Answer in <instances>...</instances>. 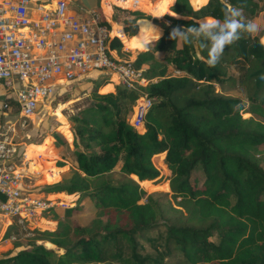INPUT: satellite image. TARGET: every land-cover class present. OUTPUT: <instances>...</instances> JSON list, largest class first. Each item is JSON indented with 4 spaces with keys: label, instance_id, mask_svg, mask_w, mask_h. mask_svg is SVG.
Instances as JSON below:
<instances>
[{
    "label": "trees",
    "instance_id": "16d2710c",
    "mask_svg": "<svg viewBox=\"0 0 264 264\" xmlns=\"http://www.w3.org/2000/svg\"><path fill=\"white\" fill-rule=\"evenodd\" d=\"M207 1L175 0L171 11L180 18L166 16L171 24H163L155 40L157 32L140 27L151 17L128 12L133 18L123 23L124 33L134 36L128 40L149 41L134 65L151 81L106 94L98 88L107 80L98 84L87 108L69 118L72 147L53 136L63 150L57 166L70 163L71 174L39 191L78 194L94 215L83 223L87 207L80 202L63 214L53 208L56 229L38 230L0 264H264V167L256 154L264 145L261 34L244 33L215 67L206 65L199 42L169 39L173 27L222 20L229 7L241 8L247 23L264 11V0ZM109 46L119 51L123 43L115 37ZM218 85L243 88L246 100L221 93ZM142 95L153 103L141 132L129 117ZM48 140L42 151L54 157ZM155 195L189 205L182 206L185 213L171 212L160 206L171 201Z\"/></svg>",
    "mask_w": 264,
    "mask_h": 264
},
{
    "label": "built area",
    "instance_id": "2783aa9c",
    "mask_svg": "<svg viewBox=\"0 0 264 264\" xmlns=\"http://www.w3.org/2000/svg\"><path fill=\"white\" fill-rule=\"evenodd\" d=\"M71 4V0H0V96L5 97L0 100V120L14 119L11 128L32 121L60 86L93 72L105 73L108 83L127 89L151 81L134 62L112 54L109 44L114 38L100 8ZM130 4L135 9L141 5L140 0ZM152 103L146 95L137 100L132 114L136 129L143 127ZM9 131H0V219L5 228L43 219L55 208L45 196L28 190L26 179L32 173L12 163L16 147Z\"/></svg>",
    "mask_w": 264,
    "mask_h": 264
},
{
    "label": "rangeland",
    "instance_id": "374dc122",
    "mask_svg": "<svg viewBox=\"0 0 264 264\" xmlns=\"http://www.w3.org/2000/svg\"><path fill=\"white\" fill-rule=\"evenodd\" d=\"M88 1H90L92 4L99 6L101 3H104V5L108 3V1L106 0H88ZM151 1L153 3L155 2V0H151ZM110 4H111V8L109 9V11L106 10L107 6L104 7V14H105V18L106 16L110 18L111 22L109 21V23L113 37H118V35L116 34L117 28L125 30L128 24H123V23L128 21V19L133 18V16H131L128 13L129 11L130 12L140 11L146 14L147 16H150L151 18L149 19V21L161 33L163 32V27H162L163 24H167V25L171 24V22L166 16L177 18V16L173 15L171 11L163 14L162 16L156 17L152 13H150L146 7L135 9L131 7L130 3L123 4L124 6L119 4L117 5L116 2H112ZM77 5L78 3L76 2L74 3L73 7L77 8ZM114 15H116V17ZM154 21L161 22V25L158 26L154 24L153 23ZM256 22L261 25V29L258 33L261 34V40H262L264 39V11L259 15ZM138 26H139V22H138ZM153 37L158 38V34H156ZM145 42L143 46L140 47L139 49H133L131 46L125 43L123 44V48L121 50L119 51L117 50L116 53L114 52V55H116V57L119 58L120 60H129L134 62L139 52L146 51ZM106 76L107 75L105 73L93 72L81 81L64 84L62 89L54 93L47 100L45 105L40 106L33 120L23 127L16 126L11 128V123L14 122V119L0 120V131H7L10 129L9 131V134L11 136L10 138L11 140L13 138V143L15 144L16 147L15 156L11 158L12 163H16V165L20 168H26V169L28 168L27 170L29 172H32L31 177L26 179V182L29 186L28 190L34 191L35 193H38L41 196H45L49 201H51L54 204L56 211L59 214H63V211L66 208L74 207L78 202H80L82 206L87 207L85 215L83 217L85 218V221H83V223L88 222L89 219L94 215L93 206L90 204L88 200L86 199L81 200L78 194H72L67 196L56 195V194L46 195L43 192L39 193V191H42L45 186L52 185L62 181L64 176L68 175L69 173L71 174L72 170L66 168L67 166L65 168H59L57 166V162L62 161L61 156L63 150L59 146L55 145L56 141L55 138H53V136L54 134H60L64 138H66V136L71 137V134L70 135L68 134V130L72 132L69 118L79 113L81 110L87 108L88 104L91 103V97H90L91 92L96 89V86L98 84H101L103 83V80H106ZM103 89L98 88V92L100 94H104ZM217 90L225 95L239 97L242 98L243 100H246V92L243 88L232 89L227 86L218 85ZM11 117L16 118V116L13 114ZM129 122L132 124V115L129 117ZM48 138L52 140L55 149V155L54 157L51 158L45 157V155L41 151L44 148L43 146ZM66 139L70 144L71 141L68 138ZM25 153L27 154V157H25V160L23 162L22 161L20 162L19 158L22 159ZM256 154L262 166L264 167V145L257 150ZM52 169H58L59 173H57V178L51 182L50 180H48L46 175L48 172H51ZM66 170L69 171L67 172V174L63 176L62 174ZM114 175L116 177L118 176L117 170L116 173H114ZM156 197L163 200L169 199L171 201V205L160 202V206L163 207L164 209L171 210V212L177 210L179 212L185 213L182 206L185 207L189 205V203L188 202L185 203L183 199L174 201L170 197H163V196H156ZM44 216L45 217L43 219H37L34 222L26 223L23 227L18 226V223H13V225H10L9 227L5 228V223H4L5 220L0 219V257H2L3 255H5L10 251L13 254L19 251L20 249L16 248V245L22 244L26 246V244L29 243L30 240H32L35 236L38 235L37 234L38 230L54 231L56 229L57 222L52 220L53 215H50V212H46ZM45 245H47V243H45ZM47 247H52V246L48 245ZM146 250L152 251L150 245H146Z\"/></svg>",
    "mask_w": 264,
    "mask_h": 264
},
{
    "label": "clouds",
    "instance_id": "9594fccd",
    "mask_svg": "<svg viewBox=\"0 0 264 264\" xmlns=\"http://www.w3.org/2000/svg\"><path fill=\"white\" fill-rule=\"evenodd\" d=\"M177 18L180 17L177 16ZM196 23H198V27H173L169 33V39L180 40L187 45H191L193 41L199 42L201 47L207 50L205 63L208 67H215L226 47L240 40L244 33H258L261 29V25L255 20H249L245 23L242 9L238 7L227 8L223 13L222 20L217 18L203 19ZM155 30L158 32V39H160L162 33L157 29ZM260 45L264 47V39L260 41ZM259 79L264 81V73L259 76Z\"/></svg>",
    "mask_w": 264,
    "mask_h": 264
},
{
    "label": "crops",
    "instance_id": "0c3cea01",
    "mask_svg": "<svg viewBox=\"0 0 264 264\" xmlns=\"http://www.w3.org/2000/svg\"><path fill=\"white\" fill-rule=\"evenodd\" d=\"M209 1V0H208ZM207 1V2H208ZM78 3V4H80V5H83V6H85V7H98V8H100V10L102 11V13H103V15H104V17H105V14H104V7L106 6V5H104V3H101L100 4V6L99 5H95V4H92L90 1H88V0H76V1H74V0H71V3L74 5V3ZM207 2L204 4V5H206L207 4ZM175 4V0H155V2L153 3L151 0H148V5L150 6V7H158V6H160V5H164V10L162 11V13L161 14H159V15H155V14H153L154 16H156V17H159V16H162L163 14H165V13H168L169 11H171L170 10V8L173 6ZM73 5H72V8H74L73 7ZM196 9V8H195ZM150 12V11H149ZM172 12V11H171ZM151 13V12H150ZM172 14L173 15H176V16H179V15H177V14H175L174 12H172ZM259 17V16H258ZM258 17H256L254 20L256 21L257 19H258ZM106 21L107 22H109L110 21V18H108L107 16H106ZM203 19H212V17H204V18H202L201 20H203ZM111 22V21H110ZM156 29V28H155ZM155 29H153V30H151V31H149V32H147L146 34H150V33H152V32H157ZM110 30H111V28H110ZM111 32H112V30H111ZM123 32H124V30H123ZM139 32H140V28H139ZM158 34V33H157ZM113 35V34H112ZM124 35H125V33H124ZM113 37V36H112ZM134 36H132V37H128L129 39H131V38H133ZM113 38H115V37H113ZM120 38V37H119ZM128 38L126 37V35H125V38L123 39V38H120L119 40L123 43V44H125V43H127L128 45H130V44H137V45H141V46H143V44H144V42L145 41H147V42H149L148 40H145V41H138V40H128ZM155 39H157V37L156 38H153L152 40H155ZM152 40H150V41H152ZM111 42V41H110ZM147 42H145L146 44H147ZM140 48V47H139ZM139 48H133V49H139ZM148 48L146 47V50H147ZM116 51L117 50H112V54L114 55V52L116 53ZM115 57H116V55H114ZM129 61V60H128ZM108 85H112V88L111 89H109V90H107V89H105L106 88V86H108ZM116 86H118L116 83H112V82H109V83H107V84H105V85H103L101 88L104 90V94H106V93H114L115 92V89H116ZM62 87H63V85L62 86H60L58 89H57V91H59V90H61L62 89ZM56 91V92H57ZM55 92V93H56ZM68 134L70 135L71 134V131L70 130H68ZM72 135V134H71ZM69 137V136H68ZM73 141V140H72ZM72 141H71V143H70V147H72ZM48 142H49V140L47 139V141H46V143L44 144V148H45V146L48 144ZM43 148V149H44ZM42 149V150H43ZM41 150V151H42ZM42 153L45 155V157H50V156H48L47 154H45L43 151H42ZM26 156H27V154H26ZM51 158V157H50ZM28 160V159H27ZM29 161V160H28ZM67 166V167H66ZM66 166H64L63 168H68V169H70V167H71V165H70V163H68ZM69 171V170H68ZM64 172V171H63ZM65 172H67V170L65 171ZM64 172V173H65ZM32 173V172H31ZM47 176V175H46ZM57 178V177H56ZM56 195H68V194H66V193H58V194H56ZM47 246V245H46Z\"/></svg>",
    "mask_w": 264,
    "mask_h": 264
},
{
    "label": "bare ground",
    "instance_id": "6f19581e",
    "mask_svg": "<svg viewBox=\"0 0 264 264\" xmlns=\"http://www.w3.org/2000/svg\"><path fill=\"white\" fill-rule=\"evenodd\" d=\"M108 1V3H106V10L109 11V9L111 8V4L112 2H116L119 5H123V4H129L131 2V0H124V1H119V0H106ZM140 6L138 8L141 7H146L148 11H150L152 14L155 15H159L162 13V11L164 10V5H160L158 7H150L148 5V0H140ZM124 6V5H123ZM126 6V5H125ZM127 7V6H126ZM140 27L143 30L144 33H147L151 30H153L154 28H156L155 26L152 25V23L150 21H143L140 22ZM154 27V28H153ZM116 34L120 37V38H125L124 32L122 29L117 28L116 29ZM129 46H131L132 48H139L142 47L141 45H137V44H130ZM112 88V85H108L106 86L105 89L109 90ZM142 127V126H141ZM139 127V128H141ZM26 155V153H25ZM27 157V156H26ZM52 165V164H51ZM57 173H59L58 169H52L51 172L47 173V178L48 180H50L51 182L54 181L57 177ZM53 246L50 243H47V246Z\"/></svg>",
    "mask_w": 264,
    "mask_h": 264
},
{
    "label": "water",
    "instance_id": "95a60500",
    "mask_svg": "<svg viewBox=\"0 0 264 264\" xmlns=\"http://www.w3.org/2000/svg\"><path fill=\"white\" fill-rule=\"evenodd\" d=\"M153 23L158 25V26L161 25V22H159V21H154ZM4 99H5L4 96H0V100H4Z\"/></svg>",
    "mask_w": 264,
    "mask_h": 264
}]
</instances>
